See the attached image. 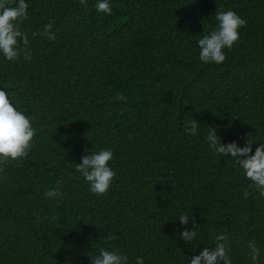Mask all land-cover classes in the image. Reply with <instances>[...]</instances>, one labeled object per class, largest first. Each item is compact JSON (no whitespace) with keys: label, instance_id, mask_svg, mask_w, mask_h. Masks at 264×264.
<instances>
[{"label":"trees","instance_id":"obj_1","mask_svg":"<svg viewBox=\"0 0 264 264\" xmlns=\"http://www.w3.org/2000/svg\"><path fill=\"white\" fill-rule=\"evenodd\" d=\"M26 2L31 59L0 57V88L36 135L27 157L0 163V264H92L100 248L186 264L218 234L234 264H251L249 240L264 264V196L244 199L248 182L205 143L208 126L222 142H264V0H110L111 16L96 0ZM218 8L246 24L226 61L205 65L197 40ZM49 23L53 42L39 35ZM190 118L199 136L184 133ZM86 149L114 152L105 195L75 172ZM57 184L63 199L45 198ZM181 212L198 225L192 244L177 235Z\"/></svg>","mask_w":264,"mask_h":264},{"label":"clouds","instance_id":"obj_2","mask_svg":"<svg viewBox=\"0 0 264 264\" xmlns=\"http://www.w3.org/2000/svg\"><path fill=\"white\" fill-rule=\"evenodd\" d=\"M78 2L87 7L88 0ZM29 6L26 0H0V57L9 62H15L21 56L25 60L31 59L29 38L21 30V24L29 17ZM94 8L102 15L113 14L110 0H96ZM214 16L215 27L197 40L198 59L205 65L223 64L227 59L225 50L233 48L240 37V29L246 24L244 18L231 10L218 8ZM39 35L50 42L56 39L51 23L45 25ZM200 124L194 118L186 119L184 133L191 137L199 136ZM217 133V128L208 126L205 143L214 156L229 158L233 167L248 182V187L242 190L243 198H249V189H254L264 196V142H253L249 138L242 145L238 140L222 142ZM35 135L36 129L31 119L20 109L10 93L0 88V163L27 157ZM254 144L258 146L253 152ZM85 151L87 154L82 156L81 163L75 164V172L79 173L91 194L105 195L110 191L116 176L111 166L114 152L111 149ZM64 195L60 190V184L43 193L45 198L54 201L63 199ZM192 220L193 216L190 217L188 212H181L176 220L184 226L177 229V235L187 244H192L198 239V225L192 223L190 228L187 227ZM107 239L111 240L112 237L109 236ZM247 248L251 264H258L262 255L261 246L249 240ZM184 259L186 264H234L229 236L215 235L211 246H197L195 251ZM91 260L92 264H130L129 256L110 248H100L98 254ZM134 264H145V258L136 256Z\"/></svg>","mask_w":264,"mask_h":264}]
</instances>
